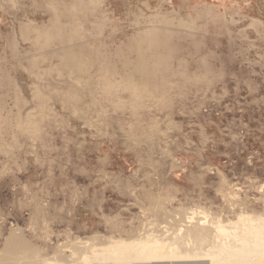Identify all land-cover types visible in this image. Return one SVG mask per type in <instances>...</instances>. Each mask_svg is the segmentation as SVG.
Wrapping results in <instances>:
<instances>
[{
    "label": "rangeland",
    "instance_id": "374dc122",
    "mask_svg": "<svg viewBox=\"0 0 264 264\" xmlns=\"http://www.w3.org/2000/svg\"><path fill=\"white\" fill-rule=\"evenodd\" d=\"M183 210L264 213V0H0V248L72 263ZM166 258L113 264L208 262Z\"/></svg>",
    "mask_w": 264,
    "mask_h": 264
},
{
    "label": "bare ground",
    "instance_id": "6f19581e",
    "mask_svg": "<svg viewBox=\"0 0 264 264\" xmlns=\"http://www.w3.org/2000/svg\"><path fill=\"white\" fill-rule=\"evenodd\" d=\"M173 210L178 211V209ZM190 211L192 212L184 211V214L185 212L186 214L181 223L178 224L176 234L172 230L174 235L168 242L164 243L153 238L151 240L141 239L135 243H126V240L122 241V239L121 241H114L116 240L114 239L105 243L101 241L103 242L101 243L93 239L96 242V246H94V243L93 249L92 247H90V250L89 248L87 249L86 245L88 242L87 244H77L72 247L78 259V261L72 263L69 260L70 258L62 255L63 253L61 254L59 250V252L57 251L58 248L50 256H42L33 244L25 240L26 238H22V235L19 234L21 232L18 233L16 230H11L0 248V264H113L133 263L134 261H147L149 263V261H163L166 257L179 260L181 258L205 257L208 259L207 264H264V213L250 212L249 214L248 212H242L236 215L235 222H222L219 220L220 217L217 220L215 219L216 221L210 219L211 216L207 215L206 212H202V210H199L200 212ZM163 212H165L164 209ZM181 215L179 214L178 216ZM165 218L168 219L167 217ZM177 221L179 220L177 219ZM161 230L162 228L160 232ZM163 230L165 232L166 229ZM18 231L21 230L18 229ZM165 235L167 234L165 233ZM149 236L152 235L150 234ZM168 236L171 237V235ZM97 246L100 249L96 248ZM72 250L70 251L72 252ZM165 260H168V258Z\"/></svg>",
    "mask_w": 264,
    "mask_h": 264
}]
</instances>
